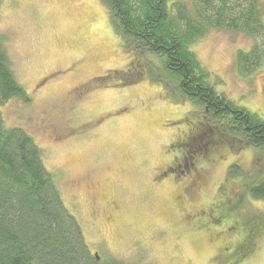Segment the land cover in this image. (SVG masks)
Returning a JSON list of instances; mask_svg holds the SVG:
<instances>
[{"label": "rangeland", "instance_id": "obj_1", "mask_svg": "<svg viewBox=\"0 0 264 264\" xmlns=\"http://www.w3.org/2000/svg\"><path fill=\"white\" fill-rule=\"evenodd\" d=\"M0 40L31 97L0 105L5 123L33 137L91 254L104 264H264V200L239 198L244 181L264 180V149L232 135L221 155L169 171L180 157L171 144L204 111L149 78L102 0H0ZM255 48L259 61L240 67L237 51ZM191 49L218 91L264 119L263 36L208 27ZM143 62L165 78L156 57ZM235 163L242 172L229 179Z\"/></svg>", "mask_w": 264, "mask_h": 264}, {"label": "trees", "instance_id": "obj_2", "mask_svg": "<svg viewBox=\"0 0 264 264\" xmlns=\"http://www.w3.org/2000/svg\"><path fill=\"white\" fill-rule=\"evenodd\" d=\"M102 1L125 50L139 56L149 78L172 93L178 91L204 111L206 120L199 121L185 141L171 144L179 148L180 157L173 159L169 171L188 172L204 159L221 155L232 135L248 147L264 149V119L218 91L191 49L208 27L264 37V0H191L190 6L169 0ZM152 56L162 63L165 78L151 77V65L143 61ZM236 56L238 65L248 69L261 54L255 48L238 50ZM11 99L29 102L31 97L16 80L0 40V105ZM241 172L232 164L228 178ZM242 186L241 200L246 193L264 200V180L244 181ZM223 216L231 217V211L226 209ZM0 264H104L90 253L81 226L66 208L33 137L21 127H8L1 109Z\"/></svg>", "mask_w": 264, "mask_h": 264}, {"label": "water", "instance_id": "obj_3", "mask_svg": "<svg viewBox=\"0 0 264 264\" xmlns=\"http://www.w3.org/2000/svg\"><path fill=\"white\" fill-rule=\"evenodd\" d=\"M95 256H96V258H97L98 260H100L101 257H100V255H99L97 252L95 253Z\"/></svg>", "mask_w": 264, "mask_h": 264}, {"label": "flooded vegetation", "instance_id": "obj_4", "mask_svg": "<svg viewBox=\"0 0 264 264\" xmlns=\"http://www.w3.org/2000/svg\"><path fill=\"white\" fill-rule=\"evenodd\" d=\"M81 86H82V85H81ZM76 88H77V87H76ZM76 88H75V89H76Z\"/></svg>", "mask_w": 264, "mask_h": 264}]
</instances>
